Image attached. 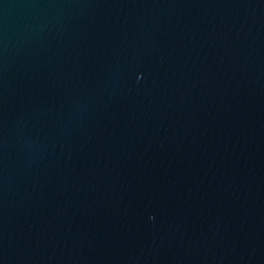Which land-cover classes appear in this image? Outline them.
<instances>
[{"label": "water", "instance_id": "95a60500", "mask_svg": "<svg viewBox=\"0 0 264 264\" xmlns=\"http://www.w3.org/2000/svg\"><path fill=\"white\" fill-rule=\"evenodd\" d=\"M0 264H264V0H0Z\"/></svg>", "mask_w": 264, "mask_h": 264}]
</instances>
